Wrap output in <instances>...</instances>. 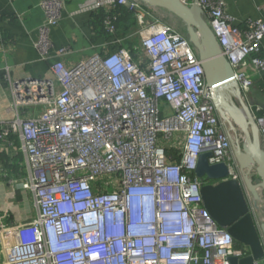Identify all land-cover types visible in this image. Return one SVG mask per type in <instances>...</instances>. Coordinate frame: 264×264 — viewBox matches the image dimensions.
Returning <instances> with one entry per match:
<instances>
[{
	"label": "built area",
	"instance_id": "2783aa9c",
	"mask_svg": "<svg viewBox=\"0 0 264 264\" xmlns=\"http://www.w3.org/2000/svg\"><path fill=\"white\" fill-rule=\"evenodd\" d=\"M197 5L264 149V106L247 96L256 75L264 91V8L240 29L225 0ZM39 6L43 20L33 45L48 73L9 78L12 116L0 127L1 141L20 142L24 174L10 182L31 196L36 214L10 224L0 219L4 264H230L242 255L203 205L204 183L194 173L202 152L239 182L264 252L262 201L254 206L226 121L181 25L139 0H99L93 8H103L109 35L118 6L134 14L139 45L66 65L61 57L69 47L50 37L65 0Z\"/></svg>",
	"mask_w": 264,
	"mask_h": 264
},
{
	"label": "crops",
	"instance_id": "0c3cea01",
	"mask_svg": "<svg viewBox=\"0 0 264 264\" xmlns=\"http://www.w3.org/2000/svg\"><path fill=\"white\" fill-rule=\"evenodd\" d=\"M99 0H65L62 19L51 29L50 37L56 46H68L70 51L61 57L66 65H72L94 54L111 52L113 42L109 41L102 27L103 8H93ZM40 0H0V127L2 121L10 118L12 100L10 79L27 75L45 76L47 62L39 59L33 45L37 38V27L43 20ZM226 12L235 19V25L243 29L246 21L256 18L264 8V0H225ZM169 21L177 22L174 19ZM118 39L122 46L137 45L132 35ZM126 39L128 41H126ZM55 58L51 59L54 61ZM248 71L254 73L251 67ZM252 104L264 106V91L260 77L256 75L253 89L248 93ZM20 142L9 136L0 140V219L3 224L27 220L36 214L31 196L22 193L10 179L22 176L23 161ZM26 200V201H25ZM24 202L29 206L25 217ZM5 256L0 245V264Z\"/></svg>",
	"mask_w": 264,
	"mask_h": 264
},
{
	"label": "water",
	"instance_id": "95a60500",
	"mask_svg": "<svg viewBox=\"0 0 264 264\" xmlns=\"http://www.w3.org/2000/svg\"><path fill=\"white\" fill-rule=\"evenodd\" d=\"M139 1L150 7L163 8L184 23L187 39L201 61L206 87L213 90V104L227 125L241 133V137L230 134L231 144L243 172L244 183L257 208L264 199V149L260 144L256 124L239 99V92L234 86L233 69L221 53L219 43L203 18L197 0L191 5L181 0ZM228 94L236 97L242 109L234 106ZM208 156V152L198 156L194 171L204 183L200 188L203 205L211 218L220 227L226 228L236 243L247 248V254L231 256L230 264H261L264 252L242 188L236 179L227 178L228 168L225 164L211 165ZM260 228L264 234V218Z\"/></svg>",
	"mask_w": 264,
	"mask_h": 264
},
{
	"label": "trees",
	"instance_id": "16d2710c",
	"mask_svg": "<svg viewBox=\"0 0 264 264\" xmlns=\"http://www.w3.org/2000/svg\"><path fill=\"white\" fill-rule=\"evenodd\" d=\"M145 6L149 7L150 9L155 10L154 11L155 14L161 16L163 18V20H165V21H169V19H171V18L174 19L175 21H177L181 25V28H183L182 29L183 32L185 31L184 23L180 19H178L176 16H174L173 14L168 12L167 10H165L163 8H159V7H150L148 5H145ZM116 13H117V19H116V23H115V26H116L115 33L112 35H109L104 31L107 35L108 40L113 41V42L120 39V38L125 37V35H127V34H129V36H131L130 32L136 31V29L138 27L134 14L130 11H127L123 6H118L116 8ZM103 16H104V11L102 13V23H103ZM102 27H103V24H102ZM136 40H137V38H136ZM126 41H128V40L126 39ZM120 46H122V45L115 42V43H113L111 50L112 51L117 50ZM263 214H264V211L262 213V216L264 218ZM235 251L238 254H242L245 251V247L243 245L235 242Z\"/></svg>",
	"mask_w": 264,
	"mask_h": 264
},
{
	"label": "rangeland",
	"instance_id": "374dc122",
	"mask_svg": "<svg viewBox=\"0 0 264 264\" xmlns=\"http://www.w3.org/2000/svg\"><path fill=\"white\" fill-rule=\"evenodd\" d=\"M151 11L154 12L155 10L151 9ZM154 13H155V12H154ZM171 19H172V18H171ZM134 32H135V31H134ZM134 32L132 31V32H130V33H131V35L133 36L132 39L135 40V39H136V34L134 35ZM132 33H133V34H132ZM138 43H139V41L137 40V45H139ZM137 45H135V46H137ZM132 46H133V45H132ZM228 97L231 99V101L233 102L234 106L239 107V108L242 109V107H240V104H239L238 100L236 99V97H235L234 95L228 94ZM227 126H228V125H227ZM228 129H229V132H230V134H231L232 136H235V135L237 134L239 137H241V136H240L241 133H240L239 130H232L229 126H228ZM261 146H262V144H261ZM253 178L256 180L255 175L253 176ZM25 201H26V200H25ZM261 205L264 207V199L262 200ZM22 208H24V210H25V217L28 216V214H29V206H28L27 202H24V206H23ZM261 264H262V262H261Z\"/></svg>",
	"mask_w": 264,
	"mask_h": 264
},
{
	"label": "flooded vegetation",
	"instance_id": "af4514ba",
	"mask_svg": "<svg viewBox=\"0 0 264 264\" xmlns=\"http://www.w3.org/2000/svg\"><path fill=\"white\" fill-rule=\"evenodd\" d=\"M247 254V248L245 247V251L241 255Z\"/></svg>",
	"mask_w": 264,
	"mask_h": 264
},
{
	"label": "bare ground",
	"instance_id": "6f19581e",
	"mask_svg": "<svg viewBox=\"0 0 264 264\" xmlns=\"http://www.w3.org/2000/svg\"><path fill=\"white\" fill-rule=\"evenodd\" d=\"M135 201V200H134Z\"/></svg>",
	"mask_w": 264,
	"mask_h": 264
}]
</instances>
